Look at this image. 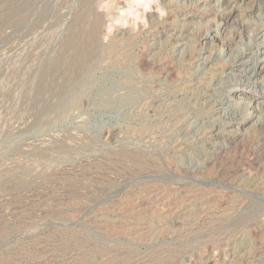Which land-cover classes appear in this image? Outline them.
<instances>
[{"label": "rangeland", "instance_id": "374dc122", "mask_svg": "<svg viewBox=\"0 0 264 264\" xmlns=\"http://www.w3.org/2000/svg\"><path fill=\"white\" fill-rule=\"evenodd\" d=\"M263 28L264 0H0V264H264Z\"/></svg>", "mask_w": 264, "mask_h": 264}, {"label": "bare ground", "instance_id": "6f19581e", "mask_svg": "<svg viewBox=\"0 0 264 264\" xmlns=\"http://www.w3.org/2000/svg\"><path fill=\"white\" fill-rule=\"evenodd\" d=\"M264 29V28H263ZM264 31V30H263ZM260 33L262 32L261 30L259 31ZM217 34H218V32H217ZM263 36V35H262ZM213 37V36H212ZM259 38V37H258ZM250 40V39H249ZM264 41V40H263ZM232 45V44H231ZM230 46V45H229ZM230 48V47H229ZM258 62V61H257ZM242 63V62H241ZM244 63V62H243ZM262 64H264V59H263V63ZM261 67V66H260ZM264 67V66H263ZM244 68V67H243ZM226 73V72H225ZM253 78V77H252ZM248 95V94H247ZM251 106V105H250ZM254 106V105H253ZM220 108V107H219ZM254 109V108H253ZM259 114V113H258Z\"/></svg>", "mask_w": 264, "mask_h": 264}]
</instances>
